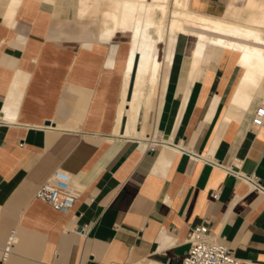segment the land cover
Segmentation results:
<instances>
[{
  "label": "crops",
  "instance_id": "0c3cea01",
  "mask_svg": "<svg viewBox=\"0 0 264 264\" xmlns=\"http://www.w3.org/2000/svg\"><path fill=\"white\" fill-rule=\"evenodd\" d=\"M15 1L0 0V260L14 232L8 264H182L209 221L245 264H264V194L226 170L264 186V125H251L264 75L244 77L221 46L195 66L197 40L169 35L147 116L154 63L141 74L137 51L129 69L130 32L103 40L76 0ZM242 4L189 2L216 17ZM146 116L147 137L128 134ZM56 170L79 194L68 214L37 197Z\"/></svg>",
  "mask_w": 264,
  "mask_h": 264
},
{
  "label": "bare ground",
  "instance_id": "6f19581e",
  "mask_svg": "<svg viewBox=\"0 0 264 264\" xmlns=\"http://www.w3.org/2000/svg\"><path fill=\"white\" fill-rule=\"evenodd\" d=\"M76 2L75 11L80 17L98 19L103 40H110L118 31L131 33L132 52L129 69L137 51L142 53L141 74L152 62L154 63L146 102L147 116L162 63L159 58L160 44L166 45L169 35L178 36L183 33L197 40L195 66L202 62L210 48L221 46L233 50L238 55V60L245 70L244 77L264 75V0H244L242 5L232 6V9L227 11L229 14L220 17L192 10L189 6L190 0H76ZM11 3L14 4L16 1ZM60 3L62 5L61 0ZM14 10L12 9L10 14ZM143 87L142 84L136 87L131 115L139 109L140 97L145 92ZM147 116L142 130L136 129L132 133L130 128L128 134L146 138Z\"/></svg>",
  "mask_w": 264,
  "mask_h": 264
},
{
  "label": "built area",
  "instance_id": "2783aa9c",
  "mask_svg": "<svg viewBox=\"0 0 264 264\" xmlns=\"http://www.w3.org/2000/svg\"><path fill=\"white\" fill-rule=\"evenodd\" d=\"M251 125L253 128H260L264 125V103L256 107ZM178 149L185 151L181 147H178ZM193 158L205 159L198 155H194ZM226 170L229 173L235 174L238 178L247 180L253 189L264 194V186L257 178L247 176L241 170L232 167H228ZM213 195L218 197L219 193L214 192ZM78 196V192L73 188L72 178L62 170H56L41 184L37 191L38 198L50 203L55 209L64 214L71 212ZM14 238L15 234L13 232L5 248L4 255L0 260V264H8V257ZM189 241L190 248L182 264H245L241 258L234 254L223 237L211 233L209 221L193 226L189 234Z\"/></svg>",
  "mask_w": 264,
  "mask_h": 264
},
{
  "label": "rangeland",
  "instance_id": "374dc122",
  "mask_svg": "<svg viewBox=\"0 0 264 264\" xmlns=\"http://www.w3.org/2000/svg\"><path fill=\"white\" fill-rule=\"evenodd\" d=\"M190 2H192V0H190ZM244 2V0H238L239 4H242Z\"/></svg>",
  "mask_w": 264,
  "mask_h": 264
}]
</instances>
